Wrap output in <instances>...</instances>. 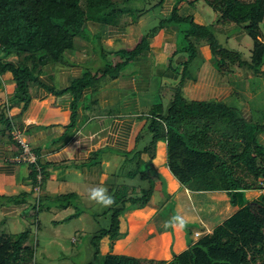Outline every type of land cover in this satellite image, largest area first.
<instances>
[{"label": "crops", "instance_id": "crops-1", "mask_svg": "<svg viewBox=\"0 0 264 264\" xmlns=\"http://www.w3.org/2000/svg\"><path fill=\"white\" fill-rule=\"evenodd\" d=\"M180 10L184 15L179 13ZM170 13L164 15L168 17ZM178 13L181 16L192 15L195 21L201 16L196 12L183 11L182 6ZM149 14L147 12L138 17L134 10H129L111 14L104 23L88 21L89 30L98 34L96 43L100 42L102 51L96 50L92 41L77 39L75 48L67 50L59 62L43 67L39 75L40 83L30 85L27 100L10 102L8 115L12 128L20 131L34 160L15 161L22 149L11 135L12 128L0 132V208L13 205L16 219L23 214L30 222L33 202L37 201L36 206L40 211L42 208L43 212H47L51 208L68 207L66 204L60 206L49 202V199L58 196L71 198L78 195L84 199L91 189L102 186L109 193L116 192L115 186L120 185L116 184L117 173L120 179L125 174L130 178L135 176L139 183L130 185L124 191L138 192L145 182L139 179L137 171L146 169L154 182L153 192L157 194L153 196L152 193L143 207L125 209L119 214V227L122 221L126 222V231L112 241L109 238L105 243L101 241V252L165 261L171 259L173 253L185 250L189 240L193 242L196 239L195 232H210L244 204L240 197L237 203L231 204L222 191L196 193L182 186L167 166L166 141L164 138L153 141L154 133L148 127L154 111L164 114L168 108H153L156 105L149 99L151 95L148 91L155 84L153 77L157 67L162 68L161 88L163 82L171 84L168 99L177 87L174 88L171 82L174 86L179 84L180 65L187 55L184 50L186 46L181 50L175 48V35L181 29V24H166L150 36L148 48L122 64L116 77H111L110 71H105L104 77L89 83L78 95L71 90L74 82L86 71L96 72L99 56L102 62L106 61L111 67L125 61L127 56L117 52L132 49L139 42L147 31L143 28L151 18ZM217 16L216 13L210 24L200 23L211 25ZM187 28H183L184 32ZM214 29L220 37H234L239 42L245 39L250 48L251 38L235 31L232 24L219 25ZM171 56L175 58L173 64ZM198 57L189 67L194 79L184 82L183 93L189 95L188 99L228 98L235 87L228 83L227 78H221L223 74L213 66L207 45L199 48ZM225 90H229V93L222 96ZM14 91L12 74H0V105L11 100ZM152 143L154 156L150 158ZM128 161L130 163L125 164ZM256 167L264 175V166ZM33 169L35 181L29 176ZM122 185L126 186L124 183ZM247 192L246 197L253 198ZM157 196L160 200H157ZM199 196L210 204L220 206L210 223L204 215L190 209L191 205H200ZM15 197L19 199L18 204L9 201ZM41 199L43 205L42 201L39 204ZM168 199L166 205L173 207L176 216L185 222L197 220L200 223L201 228L193 230V240L188 239L185 224L181 228L174 226L175 222L172 221L171 226L166 227L161 217L158 216L160 222L154 218L159 213L161 201ZM109 207H104L102 212L108 213ZM87 209L86 212L91 208ZM90 212L95 213L93 210ZM166 213L164 211L162 217L171 219L170 213L165 217Z\"/></svg>", "mask_w": 264, "mask_h": 264}, {"label": "trees", "instance_id": "trees-1", "mask_svg": "<svg viewBox=\"0 0 264 264\" xmlns=\"http://www.w3.org/2000/svg\"><path fill=\"white\" fill-rule=\"evenodd\" d=\"M197 1L175 0L170 16L162 17L157 26L148 29L132 49L117 52L127 56L125 61L115 67L104 61L101 70L86 71L71 90L78 95L89 83L104 77L105 71L116 77L122 64L148 48V38L160 28L169 23L189 22L184 32L188 46L180 65V84L166 113L154 111L148 127L154 133L153 141L158 138L166 141L167 166L182 186L196 193L222 191L231 204L237 203L238 197L244 204L210 232L199 234L193 242L189 240L187 248L173 253L169 260L103 254L101 239L107 236L112 241L118 236L119 214L125 209L143 207L153 193L154 182L147 170L137 171L145 188L131 193L123 188L118 190L123 196L108 209L110 229L104 227L93 238V257L84 264H264V191L250 199L245 196L249 190H264L254 173L256 166H264V106L249 111L246 105L238 106L235 102L242 96L236 88L228 98L188 99L182 91L185 80L194 79L189 67L202 45L208 46L213 66L225 77H230L236 68L250 73L243 79L237 76V82L231 77L236 85L251 77L264 76V41L260 29L264 0H202L218 14L211 25L196 22L192 15H179L180 6ZM164 3L165 0H0V74H12L15 90L13 98L0 105V132L12 128L8 116L10 102L27 100L30 85L40 83L43 67L59 62L65 51L75 48L77 39L92 41L95 49L102 51L100 42L85 35L88 21L104 23L111 14L129 10L139 17L161 9ZM229 23L235 31L252 39L249 55L226 46L225 37L224 44L220 42L214 27ZM153 144L150 158L154 156ZM29 176L35 181L34 169ZM9 201L18 204L19 199ZM35 205L32 204L34 210ZM30 233L29 227L17 233H0V264H36L35 239L32 247L26 245Z\"/></svg>", "mask_w": 264, "mask_h": 264}, {"label": "rangeland", "instance_id": "rangeland-1", "mask_svg": "<svg viewBox=\"0 0 264 264\" xmlns=\"http://www.w3.org/2000/svg\"><path fill=\"white\" fill-rule=\"evenodd\" d=\"M174 2L175 0H165V3L161 9L159 8V9H155L153 12H149L150 13L149 15L151 18L150 19L148 18V24L146 23V26L143 29L148 30L153 26H157L159 24L160 19L165 16L164 13L165 14L170 13V9H172ZM182 10L188 11L189 13H192V12L199 13L201 16L200 17L198 16L199 18L196 21L198 23L205 22L206 24L208 23L210 24V22H212V18L216 14L212 10V8L209 7L202 0L195 2L193 6H190L189 4L185 3L184 5H182ZM179 13L182 14V11L180 10ZM175 24H181V29H178L175 35V38H177L175 48L181 50V48H183L184 46H188L187 38L185 37L183 28L188 27L190 23L187 21H184V22L175 23ZM260 29H261V38L264 41V21L261 23ZM85 32H86L85 35H87V37L90 36L91 40L92 38H95L98 35L97 33L91 32L89 28H87ZM233 34H235V32ZM223 38L224 37L221 36L219 40L221 43L224 44ZM246 39H248V37ZM97 40L98 39L95 38V41ZM244 40H241V42H239L234 37H227L225 43H226V46L232 49H240L242 54L249 55L250 50L248 49L252 47L253 42L251 39L249 42L250 48H248L247 41L246 40L244 41ZM97 54L101 55L99 52H97ZM174 60L175 58L171 56L172 64L174 63ZM195 60L196 58L194 59L193 62H195ZM98 61L100 62L97 63L98 67H96V71L101 70L103 67L101 56H99ZM158 71H159V75H158ZM190 73L192 74L191 69H190ZM160 74L162 75V68L157 67L156 73L154 74V77H153V81L155 82V84L154 83L152 84L151 90H149L148 93L151 95L149 98L150 101L153 102L154 105H156L153 108H158L159 106L160 107L162 106V108L165 109L167 108V106L169 107L168 104H170V101L172 98L171 96V98L168 99L170 96L169 88L171 84L166 85L165 82H163L162 88H161L160 80H162V78ZM249 74H250L249 72L245 73L244 70L242 69L240 70L239 68H236L233 71V73L230 75L231 77L238 76V77H241V79H243V76H246ZM231 77L229 76L225 77L223 75L221 78L222 79L228 78L229 79L228 83L231 84L232 86L234 85V87L236 88L235 90H237V92L239 90V92L241 93L242 97L238 99L235 102V104H237L240 107H242V105H246L248 108V111L250 110V108H253L255 106H264V76L255 77V78L251 77L250 80H247V81L243 80L241 85L237 84L238 86L234 82H231L230 80ZM233 78L236 79V82H237L238 78L237 77H233ZM171 83L174 88L178 86L177 84L174 86L173 82ZM177 83L180 84V79L178 80ZM182 90H183V87H182ZM228 91L229 90H225L222 93V96L227 95L229 93ZM164 94H166L167 97H165ZM183 95L186 98H188L189 96V95H186L185 93H183ZM147 108L148 107H146V109ZM129 163L130 161L126 162L125 164H129ZM254 173L258 177V182L260 181L262 183L261 186H264V175L260 172V169L256 167L254 170ZM119 175L120 174L117 173L116 184L118 183L120 185L115 186L116 192L109 193L107 188L103 186L101 187L105 189L106 194L111 195L113 197L114 201H117L119 198H121V196H123V195H119L117 191V190L120 191L121 185L123 183L126 185V186L122 185L123 190L129 187L130 185L139 183L137 182L138 179L135 176L130 178L128 174H125L124 176H121V179H120ZM142 187L145 188L144 184L142 185ZM262 191H264L263 188L256 189L253 191L249 190L247 192L248 193L247 195H249V197H254V196L257 197V195H259V193ZM156 194H157L156 191H154L153 196H155ZM157 197H158L157 200H160V197L159 196ZM164 199H166V197ZM199 199H200L199 201L200 205H197V204H195L194 206L191 205L190 209H193V211H195L196 213H200L204 215V217L207 218L208 223H210L209 221H211V218H213V214L216 213V211L219 209L220 206L218 204H210L209 201H205L204 199L200 198V196H199ZM41 201L43 205L42 199L40 200L39 204L41 203ZM168 201L169 199L166 201H161L159 205L160 207L159 213L156 217H154L159 222H160L159 217H161L162 222H164L165 226L167 225L166 227L171 226L172 218L176 216L175 213L173 212L174 210L172 209L173 207L171 206L167 207L166 203ZM49 202H53L54 204L60 205V206L61 204L67 203L66 206L68 207L51 208L50 211L43 212L42 208L40 211L37 206V213H35L36 210L34 209L31 210L32 217L35 215L32 218V223L28 222L27 219H25V217L27 216L23 214H21L20 219H16L15 217L16 208L13 205H10L9 207L0 208V233L2 232L3 233L4 232L17 233L29 227L31 233L29 234V239L27 240L26 245H30L32 247L34 243V239H35L37 243L35 256H34V260L36 264H84L88 262L89 260H91L93 257L92 255L94 254V251H95V244L92 241L93 238H95V236L98 234L100 235L101 234L100 231L101 229L103 230L104 227L105 228L108 227L110 229V225H109L110 219L108 217L109 213H105L106 211L102 212L104 207L96 203L94 200H91L89 196H85L84 199H82V197L81 196L79 197L78 195H75L74 197H71V198L70 196H65V197L58 196V198L49 199ZM190 202L192 203L193 201H190ZM33 203L37 205V201ZM197 207H201V209L198 210ZM83 208H86V210H84ZM87 208L89 209L91 208L90 210L95 211L96 215L95 213L90 212V210L86 212L88 210ZM164 211L168 212L165 214V217L170 213L171 219L162 217L164 216L163 215ZM160 214L162 215L160 216ZM225 215L226 214L224 213L223 216ZM53 219L57 221L54 222ZM125 223L126 222L122 221L121 227H118L119 228L118 236L125 233L126 231L125 225H124ZM184 224L187 230V235L189 237L188 239L193 240V230L201 228L200 223L197 220H194L190 222L184 221ZM106 238H109V237L106 236L101 239L102 243L103 242L105 243V240H107ZM19 264H28V263L20 262Z\"/></svg>", "mask_w": 264, "mask_h": 264}, {"label": "clouds", "instance_id": "clouds-1", "mask_svg": "<svg viewBox=\"0 0 264 264\" xmlns=\"http://www.w3.org/2000/svg\"><path fill=\"white\" fill-rule=\"evenodd\" d=\"M89 198L103 207H108L114 203L113 197L111 195L106 194L105 189L100 187L91 189L89 193ZM172 221L175 222L174 226H179L182 228L184 225L183 219L179 216L173 217Z\"/></svg>", "mask_w": 264, "mask_h": 264}, {"label": "built area", "instance_id": "built-area-1", "mask_svg": "<svg viewBox=\"0 0 264 264\" xmlns=\"http://www.w3.org/2000/svg\"><path fill=\"white\" fill-rule=\"evenodd\" d=\"M11 135L13 139L21 146L22 152L18 156L15 157V161H28L32 162L34 160V157L29 152V147L26 141L23 139V137L20 134V131L12 128L11 129ZM195 236H198L199 233L195 232Z\"/></svg>", "mask_w": 264, "mask_h": 264}]
</instances>
